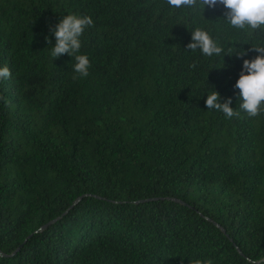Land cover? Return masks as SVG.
Returning a JSON list of instances; mask_svg holds the SVG:
<instances>
[{"label":"trees","instance_id":"obj_1","mask_svg":"<svg viewBox=\"0 0 264 264\" xmlns=\"http://www.w3.org/2000/svg\"><path fill=\"white\" fill-rule=\"evenodd\" d=\"M224 11L0 0V264H264V113L205 106L216 91L239 109L234 84L264 31ZM69 14L93 20L87 77L50 55ZM196 27L247 54L191 52Z\"/></svg>","mask_w":264,"mask_h":264},{"label":"clouds","instance_id":"obj_2","mask_svg":"<svg viewBox=\"0 0 264 264\" xmlns=\"http://www.w3.org/2000/svg\"><path fill=\"white\" fill-rule=\"evenodd\" d=\"M166 3L172 9H199L202 13L205 6L215 8L220 4L225 9L223 20L231 28L245 33L257 30L264 31V0H166ZM92 26L93 20L90 16L81 17L69 14L63 16L54 27L49 29L55 38V44L50 50L51 57L58 58L64 54L74 57L73 71L80 78L89 75L91 66L87 55L78 54L81 49L80 37L87 28ZM45 39L51 44L48 37H45ZM186 48L191 52L199 50L206 57L221 56L223 54L222 59L225 55L230 56L234 52L237 58H243L247 54L243 49L233 51L231 48L225 53V49L213 39L209 32L200 27H196L191 31V42L186 45ZM251 49L256 51L258 55L251 60L243 59L241 71L234 84V89L239 90L238 98L241 101L239 109L230 107L231 98H227L223 103H220V95L216 91H212L207 95L205 100L207 109L220 111L228 119L239 117L241 111L250 118L264 113V44L258 43L251 46ZM191 67H196V65L193 64ZM10 76L9 68L0 66V81L8 79ZM76 78V76H73V79ZM4 99L3 96H0V100ZM192 264H213V261L210 259L203 261L196 259L192 261ZM252 264H255V262H252Z\"/></svg>","mask_w":264,"mask_h":264}]
</instances>
